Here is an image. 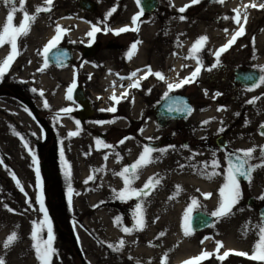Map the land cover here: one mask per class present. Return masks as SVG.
I'll use <instances>...</instances> for the list:
<instances>
[{
	"label": "rangeland",
	"instance_id": "rangeland-1",
	"mask_svg": "<svg viewBox=\"0 0 264 264\" xmlns=\"http://www.w3.org/2000/svg\"><path fill=\"white\" fill-rule=\"evenodd\" d=\"M77 1L53 0L50 11L41 12L37 15L28 34L21 36L17 41L19 55L15 57V60L11 63V66L3 77H0V124L3 127L9 128L11 137L17 146L14 153H11L9 147L5 145L11 155H17L14 157L13 162L10 163L7 160V164L10 165V175L5 176L6 179L12 182V187L9 193L4 194V201L11 202V204L9 203L8 209H12V211L7 209L4 212L3 218L0 219V224H10L12 232L17 234V239L8 248L3 246L4 241H0V257L4 259L5 264L41 263L36 258V252L33 249L34 241L31 238L35 226L39 233L37 241L41 238L47 239V226L43 230H41L40 226V222L44 219V212L40 210V204L37 202V193L41 191V189L37 188V168L42 186L43 204L47 212V217L51 221V229L54 236L52 247L55 249V254L51 258V264H108V261L113 259L112 256H108L113 251L105 247L100 239L87 236L83 228V221L89 214L82 215L83 208L89 204V200H93L94 203L98 202V200L92 195L87 197L86 194H82L77 199H74L70 205H58L59 202L57 198L52 196V191L43 189L42 184L43 176L40 168L44 160L42 150L46 146L49 147L51 143L50 141L48 143L44 142V133L35 119L34 112L37 111L40 117H43L45 113L55 115L54 111L57 110L58 105L56 86L58 71L48 68V64L45 65V55L38 53H43L45 44L56 35L55 29L58 25L57 23L62 19L63 14H66L68 10H78ZM92 1L96 4V9H98L96 15L100 18L105 15V10L112 9L117 4L118 8L121 7L124 9L126 5V2L122 1L120 3V0ZM161 1L165 4L170 2L169 8L171 10L174 3L173 0ZM213 1L217 2V0H207L206 3L211 4ZM230 1L232 0H224L223 5L228 4ZM189 2L184 3V5H190L185 10L186 15L190 17L196 16L202 5L191 9ZM254 2L258 5L261 3V0H255ZM15 6L17 8L20 7L19 0H15ZM37 6L46 7L47 5L44 4V0H25L24 8L29 14H35ZM9 7L5 6L3 0H0V18H2L0 30H2L6 22ZM227 10V6H221L218 9V13L210 14L214 19H220L218 22L207 25V29H211L210 34L214 30L226 33L224 31L225 29L233 28V25L227 22L234 16V13L227 14ZM224 17H228L229 19H224ZM22 20L23 13L21 11L13 13L12 23L14 25L18 26ZM59 26L63 28L62 25ZM263 29L264 9L257 11V8H253L248 18V26L245 30L246 34L238 37L235 43L219 57V63L214 68L212 65L217 63L214 52L231 38V34L224 37L226 39L223 42L221 37L218 38L219 33L215 32L216 34L213 35L212 41L215 44H220L216 49L209 48V51L201 50L198 54H194V57L188 54L185 56L177 55L178 59L183 58L181 60L182 71L178 72L179 77L184 76L186 73L190 74L197 67V59L203 65L200 73L196 77L198 80L192 88L193 100L197 105L204 104L205 101L214 103L206 99L205 96L207 95L203 93L210 85H215L220 91L235 98L232 99L233 103L228 104L227 109L213 112L210 116L204 113V121H208V123H204L203 126L218 125L219 128L216 129L214 135L224 136L228 147L231 149L255 148L256 151L253 153L254 158L249 162L251 164L260 163L259 149L261 145H264V137L256 134L255 137L244 139V135H249L248 131H246L248 126L252 125L255 127L264 124V84L259 83V86L251 90H235L233 71L236 68L243 67L255 68L260 72L261 76L264 75V71H261L264 63L259 65L255 64V44L257 42L254 39L257 33ZM48 34L50 37L49 40H47ZM173 34L174 37H171V41H176V47L179 52L181 50L179 44L183 40L177 36V33L174 32ZM185 34L186 32L182 36ZM137 35V39L140 42L146 40L141 34L138 33ZM149 40L152 41L154 38ZM30 43L33 45H30ZM141 43H139V46ZM147 48V46H142L140 50L144 51ZM0 50H3L7 56L11 50L10 45L5 43L0 47ZM184 65H187V67H183ZM41 68L43 71H37V69ZM41 78L48 79L45 87H41L38 83V80ZM33 89H36V91H33ZM41 91L43 95L40 94ZM34 95L40 96V100H33ZM211 97L210 95L209 98ZM254 97H258V99L254 103H248ZM21 98H24V100L30 103L32 102V106L36 109L33 110V107L28 106ZM45 101L49 105L48 108L44 107ZM197 105L195 106V114L201 109ZM54 119L48 117L44 118V121L49 129H53V135L58 140L57 126ZM192 119L195 121L199 120L197 116H194ZM25 143L28 145L27 148L24 146ZM33 154L36 159L35 164H33ZM212 161L213 158L210 152L208 155L187 152L182 157H177L170 161L162 160V163L157 167L158 171L153 176H160L161 178L166 176L167 181L165 184L176 185L177 188L195 187L194 185L196 183L203 184V187H206L211 194L207 198L208 205L204 206L203 210L212 214L217 209L220 200V194H217L216 190H219L224 185V170L227 168L225 158L224 163H219V167L214 170L219 175L209 177L206 175V172L211 173L213 171L210 167ZM182 169H185L186 175L180 173L179 175L173 176V172H177V170L180 172ZM13 175L19 180L23 191H21L20 187H17L16 181L13 180ZM167 189L171 190V188ZM240 192L239 202L233 207L229 215L220 218L215 217L216 221L211 228L199 233L191 232L187 236L184 235L182 226L181 230L178 229L174 221H172V228L170 229L168 221L160 215V208L156 207L158 202L151 201L144 203L142 205L144 226L142 230H133L130 236L145 243L150 238L156 240L159 257L158 264H161V259L165 257V254H167L166 264H184L185 261L200 255L204 251L213 253V255L199 262H194V264H264V261L251 260L247 256L236 255L232 251L222 261L216 258L217 255H223L224 251L228 249L243 251L250 256L254 244L259 242L257 231L259 224L257 225L254 221V210L246 204V201L249 196L254 198V202L257 204L263 201L260 197L264 195V168L255 169L251 175V181L248 180L247 183L240 184ZM225 194L227 195V190ZM114 209L116 212L114 218L116 220L119 218V221L125 227L133 229L135 225L132 216L134 209L132 207H114ZM193 210V205L184 209L185 213H188V216ZM182 221L183 225H187L188 220H186L185 214ZM246 226L247 231H245ZM169 230L171 233H167ZM182 238L186 242L183 243L181 241ZM99 240L102 248L98 247ZM217 241L223 244L219 253H216ZM147 245L153 247L154 243L153 245L147 243ZM226 246H230L231 248H227ZM180 257L181 259H179Z\"/></svg>",
	"mask_w": 264,
	"mask_h": 264
},
{
	"label": "flooded vegetation",
	"instance_id": "flooded-vegetation-1",
	"mask_svg": "<svg viewBox=\"0 0 264 264\" xmlns=\"http://www.w3.org/2000/svg\"><path fill=\"white\" fill-rule=\"evenodd\" d=\"M122 1L126 2L124 9L118 8L117 4L113 7L115 11L106 21L105 15L111 9L105 10V15L100 18L96 15L98 9L84 10L78 6L77 11L68 10L66 14L64 13L57 23L67 31L63 33L55 48L62 51V62L65 61L64 56L70 55V58L67 64L62 63L61 66L47 63L48 68L58 71L56 80L58 105L57 110L54 111L55 115L45 113L43 117H40L37 111L34 112L35 119L44 133V142L51 143L49 147L46 146L42 150L44 160L41 166L43 165L47 171L41 168L43 189L52 191V196L59 202L58 205H70L74 199L78 198L75 192L84 187H104L106 193L102 196L100 204L135 209L137 203L142 205L151 201L163 203L171 199L173 203L182 204L185 209L190 205L194 206V210L189 213L190 220L198 213L212 216L211 213L203 210V207L208 205V199L204 194L209 191L201 183H196L195 187L177 188L176 185L165 184L166 176L164 178L159 176L156 177L159 183L153 186V190L146 197L129 199L126 195L124 199H118L113 191L119 192L124 188L123 179L114 173L121 172L125 166L132 165L145 147L155 150L166 149L163 153L152 152L153 162L147 166H155V168L162 160L170 161L182 157L187 152L205 155L210 152L213 160L223 164L229 150H238L228 147L224 136L214 135L219 128L218 125L203 126V108L206 107L207 101L197 105L193 100L192 88L198 78L171 92L167 89L168 83H175L190 76L186 73L179 77L178 72L182 71V65L178 70L175 67L176 61L182 64L183 58L178 59V54L180 56L190 54L189 48L186 51L181 48L178 52L176 41H171L174 31L170 32L166 25V19L169 18L171 11L170 2L165 4L161 0H153L155 7L148 13L142 8L141 0L138 3L137 0H132V8L127 5V0H120V3ZM134 15L139 17L136 25H132ZM152 18L154 29L150 30ZM105 25L112 31H107ZM93 26L99 27L101 31L90 37L87 33ZM125 26L130 29L136 27L138 31L129 30L116 34L117 29ZM138 33L146 40L141 41L140 46L139 44L136 46L135 54L129 59L127 54L130 46L140 41L137 39ZM152 38L154 40L150 41L149 39ZM142 46H147V50H140ZM147 66H150L153 73H162L165 79L160 80L154 75L141 79L146 73ZM138 69L140 71L137 72ZM133 72H137V75L132 80L120 79V77H128ZM137 80L138 88L128 87L130 83ZM73 82L75 87L71 93L72 98L68 99L67 90ZM125 89L128 92L127 98H121L119 103L109 99L113 93L120 97ZM234 89L247 90L248 88L234 84ZM166 92L167 96H165ZM203 93L207 95L206 99L214 102L212 103L214 112L227 109L228 104L233 103L232 99H235L217 89L215 85L208 86ZM75 94L82 97L85 103L83 106L76 100ZM210 95L211 98H209ZM21 99L31 108L33 107L32 102ZM34 99L40 100V96L34 95ZM178 99L181 101V108L184 107L183 103L188 101L192 109L183 120L176 119ZM167 102L169 115L166 111ZM196 105L201 108L197 114H195ZM113 106L116 108L115 112L107 111ZM65 108L71 111L66 113L60 111ZM173 112L174 117H171ZM194 116H197L199 120H193ZM48 117L55 118L58 140L53 135V129H49L45 124L44 118ZM107 121L114 122L97 123ZM77 122L80 129L78 134L65 137L69 125H73L77 130ZM149 125L154 127L155 133L153 136L144 138L142 133ZM246 131L249 135H244V139L255 137L256 134L264 137L261 135L264 129H261L260 125L255 127L250 125ZM121 140L124 142L119 143ZM130 140L133 141V146H130ZM97 141L101 143L98 144ZM220 143H225L226 148ZM104 144L113 147L106 148ZM61 151H63V160ZM143 168L139 170L138 177L132 184L133 188H142L149 177H155L153 175L156 174V170L145 176L142 173ZM66 171L69 172L67 178ZM89 175H93L94 179L85 183ZM245 183L247 182H240L241 185ZM216 193H219L218 189ZM250 197L246 201L247 205ZM193 200L197 203L193 204ZM250 208L254 210V221L257 225L260 224L264 200L258 204L252 200ZM203 231L205 230L193 232L191 229L193 233Z\"/></svg>",
	"mask_w": 264,
	"mask_h": 264
},
{
	"label": "snow or ice",
	"instance_id": "snow-or-ice-1",
	"mask_svg": "<svg viewBox=\"0 0 264 264\" xmlns=\"http://www.w3.org/2000/svg\"><path fill=\"white\" fill-rule=\"evenodd\" d=\"M139 2V0H137V3ZM201 2V0H191V4L195 5V4H199ZM218 3L223 4L224 0H217ZM3 3L5 4V6H10L9 7V11H8V15L6 17V22L2 27V30H0V47H2L5 43L10 45V51L8 53V55L2 60L0 61V77H3V75L5 74V72L8 70V68L11 66V63L15 60V57L17 55H19V50H18V39L21 36L27 35L28 31L31 28L32 23L35 21L36 16L39 15L41 12H48L51 10V6L53 4V0H44V4L47 5L45 6H37L35 9V14H29L25 8H24V3L25 0H19V4L20 7L17 8L15 6V0H3ZM190 5H184L183 7H180L179 9H177L180 13L185 12V10L189 7ZM256 8L257 4L254 2L251 4H247L244 5V8ZM258 7L260 9H264V3H260L258 5ZM16 11H21L23 13V20L21 21V23L16 26L14 25L13 22V13ZM115 11V8L111 9L106 15H105V21L108 19V16H110L112 14V12ZM233 11L236 13V15H234L233 17H231V19L233 20L234 23H236L237 25H239L238 30H236L232 35L231 38L225 43L223 44L219 49H217L214 52V56L216 57V64H213L212 67H216L217 64L219 63V57L226 52L231 46L232 44L235 43V41L237 40L238 37H240L241 35L244 34V27L243 24L241 23L240 20V9H233ZM138 16L134 15L132 17V25H136L137 20H138ZM181 20H184L185 17L184 16H180ZM224 19H229L228 17H224ZM247 21V12H244V22L246 23ZM105 28L107 31H112L111 29H107V26L105 25ZM138 31V29L136 27H132L131 29L127 26L125 27H121L119 29L116 30V34H119L121 32H126V31ZM67 30L62 29L59 25L56 26L55 32L56 35H54L48 42L47 44H45L44 49H43V53H38V54H43V55H47V53L49 52V50L51 48H55L60 39L62 38V35L64 32H66ZM101 31V29L99 27L93 26L92 30L90 32L87 33L88 36L92 37L94 36V34L96 32ZM227 33V29L224 30ZM207 42V37L206 36H200L196 39V41L193 43L192 48L189 50V54L190 56L194 57V54H198L204 47V44ZM141 43L140 41H136L134 42L131 46H130V50L128 52V58L130 59L132 57V55L135 54V49L136 46ZM47 64V60L45 61V65ZM183 67H187V65H184ZM203 67L201 61L199 59H197V67L190 73V76L188 77H184L183 79L179 80L178 82L175 83H168L167 84V89L169 92H171L174 89L180 88L182 87L184 84L186 83H190V82H194L196 77L198 76V74L201 71V68ZM211 70V69H208ZM37 71H43V69H37ZM140 71L139 69L137 70V72ZM261 71H264V67L261 68ZM137 72H133L131 73L128 77H120V79H129L132 80L133 77H135L137 75ZM148 75H154L155 77H157L160 80H164L165 77L163 76L162 73L160 72H155L153 73L150 66L146 67V73L143 77H141V79H146ZM259 81L261 84H264V75L259 77ZM114 83V82H113ZM259 86V85H254V87ZM75 87V82H73L72 86H70L67 90L68 95L67 98L71 99V93L73 91ZM129 88H138L139 87V81H134L133 83H130L128 85ZM251 90V89H249ZM33 91H36V89H33ZM41 95H43V92L41 91L40 93ZM167 92L165 93V96H167ZM128 92L127 89H125L124 92L121 93L120 97H117L115 95V93H113L112 96L109 97L110 100H113L115 103H119L121 98H127ZM216 95H220V93H216ZM258 99V97H254L252 100H249L248 103H254V101ZM44 107L48 108L49 105L48 103L45 101L44 102ZM171 110V109H170ZM177 111H186L188 113H190L192 111L191 108L188 107H182V108H177ZM218 111L220 109H217ZM60 111L62 112H69L71 111L70 109H61ZM102 111H104V109H102ZM107 111L110 112H115L116 108L110 107L107 109ZM114 121H107V122H97V123H112ZM203 123H208V121H204ZM261 129H264V124L260 125ZM79 122H77V130L74 132H69V136H75L78 134L79 132ZM221 131H223V129H221ZM261 135H264V131L261 132ZM127 139V138H125ZM124 140H121L119 143H123ZM97 143H101L100 141H97ZM26 148L28 147V145L25 143L24 145ZM106 148H111L113 147L112 145H108V144H104L103 145ZM153 151H160L161 153H163L164 151H166V149H159V150H155V149H151L148 147H145L144 150L142 151V153L140 154V156L137 158V160L130 166H125L121 172L118 173H114L117 176H120L123 181H124V188L121 189L119 192H116V190H113L116 197L118 199H124L125 196L127 195V198L131 199L133 197L135 198H142V197H146L150 194V192L153 190V186L155 184L159 183V180L156 177H149L148 181L145 182L144 186L142 188H133L132 184L134 182V180L138 177V173L139 170L143 167H146L147 164L152 163L153 162V158H152V152ZM256 151L255 148H248V149H240V150H236V152L229 154L226 157V162H227V168L224 170V185L221 186V188L219 189V194H220V200L218 202V207L215 211L212 212V216L213 217H225L227 215H229L232 212L233 207L239 202L240 196H241V192H240V182L238 177H244L245 179L251 181V175L253 173V171L257 168H264V145L260 146V163L257 164H251L249 163L254 157H253V153ZM117 158L119 160V156L117 154ZM61 159L63 160V151H61ZM105 159H107V156H105ZM36 163V159H35V155L33 154V164ZM210 167L213 169V171L211 173H207L206 175H208L209 177L214 176V175H219L218 172L214 171L216 168L219 167V163L216 160H213L211 162ZM207 168V166H206ZM36 175H37V188L41 189L40 192L37 193V202L40 204V210L42 212H44V219L40 222V226H41V230H43V228L45 226H47V239H43L41 238L39 241H37V236L39 235V233L37 232L35 226L33 228V233H32V239L34 241L33 243V249L36 252V258L41 262V264H51V258L52 256L55 254V249L52 247V242L54 240V236L52 233V229H51V221L48 219L47 217V212L46 209L44 208V204H43V197H42V186L40 183V176H39V170L38 168L36 169ZM65 176L66 178L69 176V172H65ZM94 179L93 175H89L87 180L85 181V183H87L88 181H91ZM13 180L16 181L17 187H20L21 191H23V188L20 185L19 180H17V178L15 177V175H13ZM69 188H70V184H69ZM227 190V195L225 194ZM206 198L210 197L211 194L210 193H205L204 194ZM70 199V198H69ZM260 199L264 200V195H262L260 197ZM27 202V201H26ZM197 202L195 200H193V204H196ZM9 211H12V209H8ZM185 217L186 220L189 221L188 225H182V228L184 229V235H190L191 234V226H190V217L188 216V213H185ZM133 219L135 221V225L133 229H129L127 227H123L121 230L123 232H125L126 234H130L133 230H142L143 226H144V221H143V206L141 203H137L135 205V209L133 212ZM115 223L117 225H119L120 221L119 218H117V220L115 221ZM247 226L245 227V231H247ZM257 231H258V236H259V242L254 244L253 248H252V254L249 256L248 253L243 252V251H237L235 252L236 255L239 256H247L249 259L251 260H259V261H264V216L261 217V222L257 227ZM162 235V234H161ZM17 239V234L15 232H12L3 242V246L5 248L10 247L15 240ZM201 243H203V241H201ZM124 245V241L120 240L117 244L113 245V244H108L109 248H112L114 251H119L120 248H122ZM223 247L222 242L217 241L216 242V253H219V250ZM233 250H226L224 251L223 255H217V259L218 260H223L225 259L230 252ZM213 253H209V252H202L200 255L193 257L192 259L185 261L184 264H194V262H199L203 259L209 258L210 256H212ZM166 259H167V254H165V257H162L161 259V264H166ZM0 264H5L4 259L2 257H0Z\"/></svg>",
	"mask_w": 264,
	"mask_h": 264
},
{
	"label": "bare ground",
	"instance_id": "bare-ground-1",
	"mask_svg": "<svg viewBox=\"0 0 264 264\" xmlns=\"http://www.w3.org/2000/svg\"><path fill=\"white\" fill-rule=\"evenodd\" d=\"M190 1V2H189ZM253 0H232L228 4H221L218 2H214L211 4L206 3L207 0H201L199 4L192 5L191 0H173V7L171 8V11L169 12V18L166 19V25L169 31L172 30L177 33V36L180 37L183 41L180 43V47L183 48L185 51L186 49L189 50L192 48L193 43L196 41V39L200 36H206L207 42L204 44V47L202 50L209 51V48H217L220 44H215L212 41L213 35L216 34L215 32H218V38L221 37V40L224 42L226 36L232 35V32L235 30H238L239 25L233 23V20L230 18L228 20V24L233 25V28H230V30L227 33H223L219 30H214L212 34H210L211 29H207V25H210L211 23L218 22L220 19H214V17L210 16L218 13V9L221 6H227V14L234 13L233 15H236V13L233 11V9H240L241 15L240 20L244 27V34H246L245 30L248 26V18L249 15L252 13L253 8L249 7L247 9L244 8V5L251 4ZM255 1V0H254ZM258 1V0H257ZM185 2H189L191 4V9H195L198 6H201V9L199 13L196 16L190 17L186 15V11L183 13H180L177 9L182 7ZM209 2V1H208ZM261 3L262 2L261 0ZM127 5H129L132 8V0H127ZM259 5V4H258ZM257 5V11L260 9ZM247 12V21L244 22V12ZM180 16H184L185 19L181 20ZM2 18H0V25L2 24ZM151 24L149 26L150 30H153L154 21L153 18L150 20ZM217 27V26H215ZM231 27V26H230ZM236 27V28H234ZM234 29V30H233ZM234 31V32H235ZM186 32L185 35L182 36V34ZM50 34V33H49ZM49 34L47 35V40L50 39ZM230 35V37H231ZM256 40V60L255 64H263L264 63V29L261 30L254 38ZM30 45H33L30 43ZM6 57V54L3 50H0V61H2ZM180 61H176L175 67L176 70L180 68ZM48 79L41 78L38 80V83L41 87H45L47 85ZM44 84V85H43ZM43 85V86H42ZM58 101V99H57ZM58 104V102H57ZM55 105V104H54ZM39 109V108H38ZM203 111L205 115L210 116L214 112V108L212 107V103H209L207 101L206 107L203 108ZM1 121V116H0ZM68 133L65 135V137H68L69 132L76 131L75 127L73 125H69L67 127ZM155 133L154 127L152 125H149L144 132L142 133V136L146 138L147 136H153ZM72 137V136H71ZM130 146H133V141H129ZM5 145H7L11 151V153H14V151L17 149L16 142L11 137V134L9 132V128L3 127L0 124V219L3 218L4 212L8 209L9 203L4 201V194L9 193L11 190V181L9 179H6L5 176L10 175V165L7 164V160L13 162L14 157L17 155H11ZM162 163V161H161ZM160 163V164H161ZM170 169V168H169ZM158 171V168L149 167L146 166L143 168L142 173L143 175H147L152 173L153 171ZM185 169H182L180 172L177 170V172H173V176L187 173L184 171ZM103 182V180H102ZM104 187H84L82 189H79L75 192L77 196L86 194L88 196H93L98 202H93V200H89V204L86 205V207L83 208L82 215H85L86 213H89L84 221H83V228L85 232L87 233V236L91 238H97L100 239L104 246L107 247L109 250L113 251V253H109L108 256H112L113 259L108 261V264H158L159 257H158V251L156 246V240L153 238H150V240L146 241L148 244L154 246L151 247L147 245L145 242H141L140 240L136 238H132L130 234H126L121 229L125 227L121 222L119 225L115 223L116 219L114 218L116 215L114 207L111 205H107L104 203H99L102 200V196H105ZM168 201V202H167ZM167 202V203H165ZM163 203H158L156 206L157 208H160L161 216L165 218L168 221V225L170 229L172 228V221L175 222L178 229H182L181 226L183 225V216H184V209L185 207L182 204H176L173 203V200L171 199L166 200ZM164 220V221H166ZM170 220V221H169ZM12 233V230L10 228V224H0V241L3 242L5 239ZM167 233H171V231H167ZM132 235V234H131ZM32 238V237H31ZM99 240L98 247L102 248V244ZM120 240L124 241V245L122 248H120L119 251H114L112 248L108 247V244H117ZM151 241V243H150ZM181 241L184 243L186 240L184 238L181 239ZM207 244V243H206ZM227 248H231L230 246H226ZM233 250L234 252H237L238 250L234 249H228ZM181 259V257L179 258ZM177 259V260H179ZM32 264H41V263H32Z\"/></svg>",
	"mask_w": 264,
	"mask_h": 264
},
{
	"label": "water",
	"instance_id": "water-1",
	"mask_svg": "<svg viewBox=\"0 0 264 264\" xmlns=\"http://www.w3.org/2000/svg\"><path fill=\"white\" fill-rule=\"evenodd\" d=\"M78 6L80 9H84V10H92L94 9V3L90 2V1H86V0H79L78 2ZM141 6L142 8L150 13L151 10L155 7V2L153 0H141ZM61 50L59 49H52L47 53V62L50 65H56V66H61L64 64H67L70 58V55H66L65 57V61L62 62L61 58L63 57V55L61 54ZM259 77H260V73L255 70V69H235L234 70V83L242 86V87H246V88H253L254 85H258L259 84ZM75 98L78 102L81 103V105L83 106L85 103H83L82 97L75 94ZM177 108H181V101H179V99L177 100ZM184 107H188L191 108L190 103L188 101H185L183 103ZM168 102L166 103V111L168 112L169 115V111H168ZM188 115V112L186 111H177V115H176V119L178 120H183L185 119V117ZM171 117H174V112L171 114ZM220 145L222 147L225 146V143H220ZM231 153H234L233 151L228 152L227 156ZM43 170L46 171L45 167H43ZM47 172V171H46ZM239 181L243 182L246 181L247 179H245L244 177H238ZM250 202H248V205H252V199L249 200ZM260 216H264V209L261 210ZM212 225V218L208 215L202 214V213H198L196 215H194L192 217V219L190 220V226L191 229L193 231H200L202 229L208 228Z\"/></svg>",
	"mask_w": 264,
	"mask_h": 264
}]
</instances>
